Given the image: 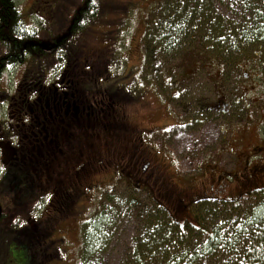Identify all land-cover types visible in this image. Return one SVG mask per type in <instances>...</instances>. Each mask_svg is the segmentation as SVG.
<instances>
[{
  "label": "rangeland",
  "instance_id": "obj_1",
  "mask_svg": "<svg viewBox=\"0 0 264 264\" xmlns=\"http://www.w3.org/2000/svg\"><path fill=\"white\" fill-rule=\"evenodd\" d=\"M159 1L161 0H99L97 16L80 33L74 31L70 36L73 37L74 44L70 45L72 52L69 55L73 65L69 70L74 74V90L77 93L80 90L89 91L84 105H78L79 109L83 110L88 103L94 111L92 119L99 123L98 127L109 121H105L103 117L106 116L105 112L110 111V104L115 111L112 118L118 116L117 113L125 112L122 115L131 126L140 129L142 133L145 129L148 133L152 131L150 138L142 135L139 140L145 150L170 171L177 188L171 187V197L176 200L167 201L170 196L167 188L160 189V194H163L160 198L157 196V188L156 191L154 188L146 193H136L135 188L143 189V185L138 184L132 175L126 178L119 176L124 163H129L127 158L113 161L107 166L103 157L89 166L90 171L81 180L66 184L68 194L73 193L70 196L73 199L72 205L77 203L78 209L83 212L79 219H75L72 205L69 208L71 211L66 209L57 213V205L51 203L54 199L51 189L41 193L30 170L19 172L14 164L13 170H7L6 158L9 151L5 143L15 144L10 137L15 123L14 118L9 119L8 102L4 103L1 99L0 264H79V255L86 247L84 234L89 226L86 223L90 218L99 216V213L105 214L106 226L101 232L105 236V245H108V241L111 244L108 248L98 244L91 251L90 258L83 261L85 264H123L125 259L122 260V256L133 246L132 219L127 217L128 213L125 211L130 202H138V199L147 202L151 198L166 207L176 222L201 227L200 218L203 217L204 210H201L199 217V208L195 209L201 199L245 201V196L248 195H245L246 191L264 189V50L258 43H253L258 40L257 37L250 39L251 46L243 48L247 58L244 61L238 59V54L228 60L219 56L218 60L207 57L202 65L198 64L196 67V62L201 60L198 41L188 52L183 51L181 60L175 58L172 62L174 66H178L173 83L179 85L177 87L181 96L168 101L156 82H146L141 75L144 61L142 38ZM253 1L254 5H264V0ZM16 2L23 20L31 26V30L42 27L56 36V40L67 36L65 34L71 15L80 4V0ZM238 9L237 5L228 0H219L218 10L213 9V12L221 15L222 23L228 25L240 21ZM250 24L251 22L246 25L247 29L241 28L239 24L237 31H245L250 36ZM125 31H128L126 36ZM240 36L236 34L233 38L228 37L227 41L240 44ZM38 39L42 40L39 46L44 55L33 54L19 67L8 68L0 77V98H10L12 93L16 100L21 96L16 84H21L25 74L27 76L24 81H31L40 75V65L45 64L44 74L53 67L54 58L48 54L52 52L51 39L46 33L39 34ZM122 43L127 47L120 50ZM240 46L242 48L244 45ZM3 51L4 48L0 46V55ZM117 53L124 59L125 66L114 75L115 69L110 67V62ZM222 58L226 60L222 61ZM86 70L89 73L85 76L83 73ZM66 74L63 77L58 74L53 76L55 79L52 77V83H64L70 72ZM133 84L134 87L130 86ZM111 94L113 95L110 96ZM29 95H26L27 99ZM200 96L201 108L198 106ZM78 120H87L85 112ZM189 120L192 121V127L183 132L185 127H189L185 124ZM180 123L184 125L173 128V125ZM126 133L132 134L129 131ZM17 154L16 152V158ZM78 158L81 156L78 155ZM19 179H24V189L15 188V181H20ZM213 182L216 184L212 189ZM85 184L89 186L84 187ZM218 185L221 188H217ZM80 188L82 192L78 194L76 190ZM91 189L88 198H84L83 195ZM152 193H155L156 199ZM25 194L32 197L23 198ZM41 194H45L43 199L38 198ZM197 198L199 199L194 201ZM214 209L218 212L221 208L215 205ZM195 211L198 216L196 219ZM56 226L58 228L53 232L54 236L47 237ZM25 230L27 234L30 233V238L20 236ZM81 233H84L83 236ZM31 234L36 238L32 239ZM58 236L65 237L60 246L64 249L63 258L52 251L53 246L50 244L52 237L57 239Z\"/></svg>",
  "mask_w": 264,
  "mask_h": 264
},
{
  "label": "trees",
  "instance_id": "obj_2",
  "mask_svg": "<svg viewBox=\"0 0 264 264\" xmlns=\"http://www.w3.org/2000/svg\"><path fill=\"white\" fill-rule=\"evenodd\" d=\"M198 1H159L142 38L144 61L141 75L146 82H156L168 101L181 93L177 87L179 85L173 83L178 66H174L172 62L175 58L181 60V53L188 52L197 41L201 60L196 62V67L198 64L202 65V61L207 57L218 60L219 56L228 60L238 54L239 60H246L243 48L251 46L249 42L253 37L258 39L253 43H258L264 50V13L259 12H264V5H254L253 0H228L239 8L237 15L240 21L227 25L222 23L221 15L213 12V9L218 10L219 0H200V3ZM98 10L99 0H80L79 8L71 15V22L65 34L67 36L56 40V36L42 27L39 30H31V26L23 20L16 0H0V46L4 48L0 55V77L8 68L24 64L31 55H44L39 46L42 40L38 39V35L46 33L53 44L52 52L48 54L52 55L55 63L47 74L43 73L45 64L40 65V75L31 81H24L27 76L25 74L21 89L24 94H30L29 99L35 101L43 90L58 88V84L52 83V77L57 74H69V67L73 65L69 55L72 52L70 45L74 44L71 34L74 31L80 33L83 27L97 16ZM249 22V31L252 33L250 36H247L245 31H237L239 24L241 28L247 29ZM127 34L128 31H125L124 35ZM236 34L241 35L240 44L229 43L228 37L233 38ZM122 45L119 46L120 50L127 47L126 44ZM240 45L244 46L241 48ZM119 56L118 53L115 54L110 62V67L115 69L114 75L125 66L124 59ZM225 58H222V61H225ZM87 73L89 71L86 70L83 75L86 76ZM88 93L89 91L84 90L76 92L77 105H84ZM0 100L6 103L9 98L3 96ZM18 103H21V100ZM108 108L110 111L105 112L106 116L103 117L105 121L110 120L115 112L110 104ZM84 112L90 118L94 116V111L88 103L83 110L78 107V117ZM246 194L248 195L245 196V201L201 199V203H198L200 205L195 206V209L199 208V217L201 210H204V215L200 218L201 227H194L187 222H176L164 206L151 198L147 202L141 199H138V202H130L125 211L128 213L127 217L132 219L133 246L131 245L122 256V260L125 259L123 264H264V189L249 190ZM241 201L243 203H240ZM215 205L221 208L218 212L214 209ZM97 215L99 216L90 218L86 223L89 225L86 233H81L86 239L85 250L79 255L81 264H85L84 261L90 258L98 244L103 247L105 245V236L101 233L106 226L105 214ZM194 216L196 219V211ZM110 244L111 241H108V245ZM108 245L105 246L108 248Z\"/></svg>",
  "mask_w": 264,
  "mask_h": 264
},
{
  "label": "flooded vegetation",
  "instance_id": "obj_3",
  "mask_svg": "<svg viewBox=\"0 0 264 264\" xmlns=\"http://www.w3.org/2000/svg\"><path fill=\"white\" fill-rule=\"evenodd\" d=\"M73 77V71H70L69 77L64 78L66 80L64 83L58 82L59 87L54 90H43L35 101L27 99L26 94L21 89L22 83L16 84L18 91L23 94L18 96L16 100L11 94L7 101L9 119L14 118L15 123L13 126L14 130L10 136L15 144L9 145V143H5L9 151V155L6 158L7 170L12 168L13 164L19 172L30 170L32 173L31 177L37 184V189L41 190V193H45L46 189H51L54 196L51 203L57 205V213H62L66 209L71 211L69 208L73 199L70 196L73 193L68 194L65 189L66 184L81 180L84 174L90 171L88 170L89 166L103 157L107 161V166L113 161H122L127 158L129 163H124L123 168L120 169L119 176L120 178H126L132 175L138 184H142L143 186L141 187L143 189L136 187V193H146L148 192L147 190L154 188L156 191L157 188V196L160 198L163 195L160 194V189L167 188L170 196L168 197L169 200H166L168 202L176 200V198L171 197L173 196L172 191H170L171 187L177 188L170 171L163 166L159 159L155 160L151 153L145 150L139 140L142 135L150 138L149 134L152 131L148 133L145 129L142 133L140 129L131 126L122 115L123 113L125 115V112L117 113L118 116L102 124L101 127H98L97 124L99 123L94 122L89 115H87L86 121H79L77 97L74 90L75 80ZM130 86H134V84ZM180 96L181 93L176 97ZM176 97H171L170 101H173ZM19 100H21V103H18ZM198 106L201 108V96L198 100ZM185 124L189 127H185L183 132L192 127V121L189 120ZM183 125L184 123L173 125V128ZM8 126L11 128V123ZM127 131L132 134L128 135ZM138 133L140 134L139 136ZM16 152L18 153L17 158L15 157ZM78 155L81 158H78ZM32 179L31 182H34ZM45 184L46 186H44ZM215 184L216 182L212 183V189ZM14 186L16 189H24V179L15 181ZM88 186V184L84 185V187ZM217 188L221 187L218 185ZM92 189L86 192L83 197L88 198V194ZM76 192L78 194L81 193L82 188L76 190ZM152 194L154 195H152L153 198L156 199L155 193ZM25 195L23 198L30 196L28 194ZM44 195L41 194L38 198L43 199ZM92 196L93 194L91 198ZM199 198L192 199V203ZM72 210L73 214L76 215V220L83 214L78 209L77 203L72 205ZM57 228L58 226L46 236H54L53 232ZM28 234L25 230L20 236L30 238ZM31 238L35 239L36 236L32 235ZM64 240V236H58L57 239L52 237L50 240V244L53 246L52 251L58 253L61 258H63L62 252H64V249L60 248V246Z\"/></svg>",
  "mask_w": 264,
  "mask_h": 264
}]
</instances>
